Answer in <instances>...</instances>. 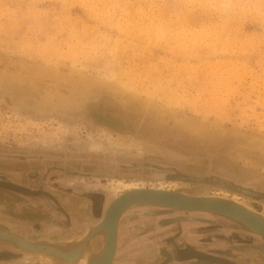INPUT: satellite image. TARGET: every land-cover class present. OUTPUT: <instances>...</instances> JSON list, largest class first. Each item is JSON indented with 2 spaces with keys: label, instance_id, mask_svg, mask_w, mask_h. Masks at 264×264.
I'll return each instance as SVG.
<instances>
[{
  "label": "rangeland",
  "instance_id": "374dc122",
  "mask_svg": "<svg viewBox=\"0 0 264 264\" xmlns=\"http://www.w3.org/2000/svg\"><path fill=\"white\" fill-rule=\"evenodd\" d=\"M81 2L0 0V181L35 189L22 193L0 183V230L36 241L46 237V242L66 247L74 240L60 239L69 233L77 237L99 221L112 179L264 204V108L249 101L187 119L159 105L161 111L138 107L137 99H148L121 92L108 76V58L85 45L84 34L98 22L72 6ZM5 3L12 5L7 12ZM69 49L75 55L69 57ZM95 59L101 65H91ZM31 68L42 74L31 76L35 83L27 77ZM73 71L89 80L87 92L72 84ZM12 75L21 76L20 81ZM204 122L210 125L206 130ZM118 134L154 152L123 155L69 148L88 136L106 147ZM43 191L64 202L55 206ZM92 194L96 201L104 197L100 211L86 197ZM59 207L66 211L67 225L58 221ZM23 211L40 217L31 224L20 221ZM121 215V256L140 250L148 256L147 264H264V239L226 217L154 205H136ZM2 240L0 255H8L2 264H24L14 245Z\"/></svg>",
  "mask_w": 264,
  "mask_h": 264
},
{
  "label": "clouds",
  "instance_id": "9594fccd",
  "mask_svg": "<svg viewBox=\"0 0 264 264\" xmlns=\"http://www.w3.org/2000/svg\"><path fill=\"white\" fill-rule=\"evenodd\" d=\"M66 5H61L65 7ZM111 80L187 119L264 108V0H83ZM7 12L12 5H3ZM264 119V113H261Z\"/></svg>",
  "mask_w": 264,
  "mask_h": 264
},
{
  "label": "bare ground",
  "instance_id": "6f19581e",
  "mask_svg": "<svg viewBox=\"0 0 264 264\" xmlns=\"http://www.w3.org/2000/svg\"><path fill=\"white\" fill-rule=\"evenodd\" d=\"M41 19H45V18H41ZM73 46H71V49L72 50H76V48H72ZM57 49V48H55ZM60 50V49H59ZM58 51V50H57ZM61 51V50H60ZM69 51H71L69 49ZM71 51L70 54L66 53L68 56L71 55L73 56V54L75 55V53H73ZM77 54V53H76ZM69 56V57H71ZM80 56V55H79ZM77 58V57H76ZM97 58V56L95 57ZM95 60H93L91 62V65H95L99 62V60H97V62H95ZM89 64V63H88ZM99 64V63H98ZM101 65V64H99ZM16 68V67H15ZM14 68V69H15ZM27 68V67H26ZM13 69V68H12ZM25 69V68H24ZM33 71L30 73L29 72V69H28V72L30 75H28L27 73V77H29V79H32L31 76L35 74H37L38 76H42L41 73H39V71L37 72V69H34V68H31ZM11 70V69H10ZM17 70V69H16ZM12 71V70H11ZM19 72H21L20 70H18ZM14 72V71H13ZM18 72V73H19ZM26 72V71H25ZM56 72V71H55ZM71 72V71H70ZM107 72L109 73V69L107 70ZM14 74V73H13ZM21 74V73H19ZM44 74H47L46 71H44ZM21 75H24V74H21ZM50 75L51 77H53V75L51 74H48ZM13 77L11 78H17L18 81H20V77L21 76H18V75H12ZM67 76V75H66ZM109 76V75H108ZM8 77V76H7ZM26 77V75H25ZM69 77V76H68ZM66 78V77H65ZM24 79V78H23ZM40 80H42L41 78H38ZM63 80V79H62ZM70 80H72V84L75 86H77V84H81L80 86L84 89H82L80 92L82 93H85L87 92L86 89H88L87 85H89V80L85 77V75L83 73H80V72H77V71H73V73L70 74ZM32 83H35V81L32 79L31 80ZM30 82V81H29ZM44 82V81H43ZM40 83V82H39ZM42 83V82H41ZM38 84V82H37ZM60 84V83H59ZM109 84V83H108ZM107 84V85H108ZM118 84V83H117ZM66 85V84H65ZM72 85V86H73ZM57 86V85H56ZM71 86V87H72ZM118 86L121 87V92L122 91H126L129 92V94H132L130 95L131 97H133V99H137L136 97V94L128 91L125 87H122L120 84H118ZM54 87V86H53ZM64 87V86H63ZM67 87V86H66ZM65 87V88H66ZM70 87V88H71ZM29 88V87H28ZM62 88V87H61ZM48 89V88H47ZM54 89V88H53ZM68 89V88H67ZM37 90V89H36ZM58 90V89H57ZM75 90V89H74ZM77 90V88H76ZM52 91V90H51ZM69 91V90H68ZM71 91V90H70ZM57 92V91H56ZM64 94V93H63ZM55 95V94H54ZM53 95V96H54ZM57 95V94H56ZM55 95V96H56ZM67 96V95H66ZM59 97V94L58 96ZM69 97V96H68ZM56 98V97H55ZM59 99V101L61 100L60 98H57ZM66 99V97H65ZM70 99V98H69ZM56 100V99H55ZM72 100V99H71ZM54 101V100H53ZM68 105H71L70 103H68ZM137 106L138 107H141V108H145V107H152L153 109H157V111H161V110H158V105L156 103H151L149 102L148 100L147 101H143V100H138L137 99ZM74 107V106H73ZM38 108V107H37ZM168 111V110H167ZM155 112V111H154ZM164 112V111H163ZM217 113V112H216ZM220 113V112H219ZM167 114V113H166ZM206 114V113H205ZM161 120V119H160ZM185 121V119H184ZM207 122V121H206ZM201 123V127H205V130L207 128V126H210L209 123ZM181 123V122H180ZM216 123V122H215ZM188 124V122H187ZM181 126V125H180ZM184 127V126H183ZM192 128V126H191ZM190 128V130H191ZM194 128V127H193ZM210 129V128H209ZM204 130V129H202ZM201 131V130H200ZM216 135V134H215ZM206 137V136H205ZM212 138V137H211ZM262 142H264V140H261ZM135 141L133 138L129 137V136H126V135H123V134H118L115 141H112V142H109L108 144L109 145H106V147H104L100 142L98 141H95L92 139L91 136H88L87 137V140L84 141L83 143H81V141H75V142H72L69 146V148L71 149H77V150H83V151H111V152H115V153H120V154H123V155H130L131 153L133 152H138V153H143V152H146V153H152L154 152V150H152L150 148V146L148 147L147 146H144L146 144H140V143H136L134 144ZM259 144V143H258ZM257 144V145H258ZM103 146V147H102ZM264 147V146H263ZM157 148V147H156ZM263 149V148H262ZM113 154V153H112ZM248 163V162H247ZM255 165V164H253ZM257 167V166H256ZM260 167V166H259ZM264 170V169H263ZM110 182V191L108 194H110L106 201H105V204L103 205V208H102V211L103 209H105V207L109 204V203H115L114 201H117L120 197H122L123 195L125 194H129L131 192H134L136 191L137 189H143V188H151L152 187H144V183H137V182H134L132 180L130 181H123L121 179H112L109 181ZM109 184V183H108ZM166 184V183H165ZM183 184V183H182ZM169 185H171V187L173 186H177L176 183L174 182H169ZM156 186V185H155ZM156 189H163V190H170V191H178V190H171L172 188L170 187H165L163 184H160L159 186H156ZM180 192V191H179ZM182 193V192H181ZM222 193V192H221ZM188 195V194H187ZM222 195L224 196H227L226 193H222ZM223 198V197H221ZM226 200V202L228 203H231L232 205H235L237 206L238 208L242 209L243 211L251 214V216L253 217V224L256 226V227H259L261 229H264V204L263 203H251V204H245L241 201L238 200V197L236 195H233L230 198H223ZM113 201V202H112ZM102 211H101V214H102ZM100 214V216H101ZM122 214V213H121ZM120 214V215H121ZM120 217V216H119ZM119 219V218H118ZM101 220V218L99 219V221ZM98 221V222H99ZM97 222V223H98ZM96 223V224H97ZM92 225V224H91ZM7 226V225H6ZM90 227V226H89ZM84 230L82 232L79 233V236L77 237H74L71 233H69V235H66V238L67 239H62L61 241H69L70 239L73 241L71 244L69 242V245H67L66 247H60L59 245H56V249H54L56 252L58 251H61L62 255L60 254H57L58 256L56 255H53L51 252H48V251H42V250H26V247L25 246H32V244L36 241H29V240H26L24 239L21 235H17V234H14V235H8V231L6 230H0V237H3V236H10L11 238H15L17 239L18 241H20L21 244H23L24 246H13V249H14V253L15 254H19L18 256L22 257L25 262L29 263V264H131V263H120L118 259L115 258L114 254H115V250H116V244H115V248H114V254H113V257H112V260L109 262V261H104L102 263H100V261L105 257H102L104 255V253L106 252V249L104 250L103 247L104 245H106V229L105 227L102 229H96V228H83ZM118 229V221H117V228H116V231ZM87 230V232H86ZM84 235L82 238L81 235ZM256 234V233H254ZM258 235V234H256ZM16 236V237H15ZM76 236V235H75ZM102 236V237H101ZM259 236V235H258ZM261 237V236H260ZM53 238V237H52ZM116 238H117V232H116ZM262 238V237H261ZM2 239H0L1 241ZM45 240H48V238H42L41 241H43V243L45 242L46 244H48L47 246H50V247H53V243H48L46 242ZM4 241L5 243H9V241H6V240H2ZM38 241V240H37ZM51 241V240H49ZM52 245V246H51ZM73 245H75L74 247H72ZM55 248V247H53ZM105 248V247H104ZM104 251H103V250ZM263 249H264V246H263ZM53 250V251H54ZM19 259V258H18ZM103 259V260H104ZM140 258L137 257L135 258V261L133 264H147V262L145 263L144 261H142V258L139 260ZM106 260V259H105ZM24 262V264H25ZM99 262V263H98ZM23 264V263H22Z\"/></svg>",
  "mask_w": 264,
  "mask_h": 264
},
{
  "label": "water",
  "instance_id": "95a60500",
  "mask_svg": "<svg viewBox=\"0 0 264 264\" xmlns=\"http://www.w3.org/2000/svg\"><path fill=\"white\" fill-rule=\"evenodd\" d=\"M114 202L115 203H109L105 207V209H103L101 214V220L97 224L91 226L92 229H102V227H105L107 231V243L106 245H104L105 248L103 247L104 250L106 249V252L102 256L107 257H105L106 260L103 258L104 260L102 259L100 263L104 261L110 262L112 260L116 244L117 221L120 214L126 209L136 205H154L184 211H199L220 215L243 225L249 231L258 234L262 237V239H264V229L256 227L253 224V217L251 216V214L243 211L235 205H232L231 203L226 202V200L221 197L207 195H187L179 191H170L163 189L159 190L156 188H143L142 190L137 189L134 192L125 194ZM8 235L14 234L8 232ZM0 239L9 241L12 245L16 247L24 246L20 243V241L15 238H11L10 236H3L0 237ZM47 245L48 244H46L45 242L43 243V241H36L32 244V246L28 245L25 247L26 250H42L51 252L53 255L56 256H58L57 254L62 255L61 251L56 252L54 250L56 249V245H53V247L55 248ZM74 246L75 245H73L72 247Z\"/></svg>",
  "mask_w": 264,
  "mask_h": 264
},
{
  "label": "flooded vegetation",
  "instance_id": "af4514ba",
  "mask_svg": "<svg viewBox=\"0 0 264 264\" xmlns=\"http://www.w3.org/2000/svg\"><path fill=\"white\" fill-rule=\"evenodd\" d=\"M52 170V169H51ZM0 183H2V185H5V186H8V187H10V188H13V189H17V190H20V192H22V193H28V192H31V193H33V191L35 190H32V189H29V187L28 186H22V185H15V184H13V183H4V182H1L0 181ZM45 190V189H44ZM47 195L48 196V198H51V200H53L54 201V204H55V206H57V204H58V202H60L61 201V203L62 202H64V200H62L61 198L60 199H57L58 200V202L56 201V199H54L53 197H52V195H51V193L50 192H47V191H43V195ZM86 197H87V199H89L90 201H91V205L92 206H94V210H95V205H98L97 207H96V209H98L99 211L101 210V206H102V204H103V202H104V197H101V199H99V201L97 200L96 201V198H98L96 195H94V194H92V195H86ZM100 198V197H99ZM100 200H101V202H100ZM47 206V205H46ZM58 211H59V213H62L61 214V218L60 219H58V221L60 222V221H62V222H65V224L67 225V215H66V211L64 210V209H62L61 207H59L58 208ZM52 214H53V212H52ZM121 216H123V215H121ZM40 216H39V213H37V212H32V211H23V212H21V215H20V221H24V222H28V223H35V222H37V221H35L36 219H38ZM33 219H35V220H33ZM52 219V218H51ZM53 220H56L55 218L53 219ZM57 221V220H56ZM121 223H122V219H121V217L119 218V221H118V230H119V233H118V238H117V241H116V250H115V254H114V256H115V258L116 259H118L119 257H121V259H124V260H127V261H130L131 259H132V261L134 260L135 261V258H137V257H139L140 259L142 258V261H144L145 262V260H148V256H146L143 252H139V251H137V252H133V253H129V254H127V255H123V256H121L122 255V253L120 252V250H119V248H118V246H119V240H120V229H121ZM80 231H81V229H80ZM22 233H24L23 231H22ZM23 235V234H22ZM21 235V236H22ZM64 235H66V234H64ZM23 236H25V235H23ZM22 236V237H23ZM24 238V237H23ZM39 238V237H38ZM43 238H46V237H43ZM24 239H26V238H24ZM40 239H42V238H40ZM62 239H64V238H62ZM62 239H60V240H62ZM26 240H29V241H36V240H30V239H26ZM37 240H39V239H37ZM147 257V258H146ZM4 258H6V259H8V255H6V254H2V255H0V259H4ZM139 259V260H140ZM2 261H4V260H1L0 261V264H2Z\"/></svg>",
  "mask_w": 264,
  "mask_h": 264
}]
</instances>
